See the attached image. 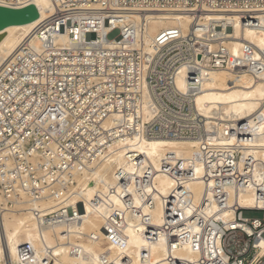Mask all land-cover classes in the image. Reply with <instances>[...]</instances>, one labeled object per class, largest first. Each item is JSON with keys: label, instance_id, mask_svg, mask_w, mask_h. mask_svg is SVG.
<instances>
[{"label": "built area", "instance_id": "1", "mask_svg": "<svg viewBox=\"0 0 264 264\" xmlns=\"http://www.w3.org/2000/svg\"><path fill=\"white\" fill-rule=\"evenodd\" d=\"M31 1L0 0V6L24 8ZM52 5L34 40L0 67V215L3 208L25 202L40 227L69 226L80 221L77 213L85 206L77 196V178L98 165L111 146L126 139L195 141L205 199L196 205L189 187L196 177L194 161L167 154L161 173L174 187L164 198L162 225L146 227L144 237L164 241L170 264H264L259 246L264 209L235 201L251 185L264 199L256 178L264 179V164L246 154L254 148L247 145L255 141L257 126L246 120L218 126L194 104L203 75L229 68L230 16L245 28H257L264 0H52ZM164 13H189L191 30L188 35L180 27L162 30L149 47L148 15ZM206 14L223 20L208 21ZM240 65L245 74L264 81V59L240 60ZM126 153L131 170L117 168L118 188L102 193L125 204L127 213L113 207L103 226L106 240L121 247L128 245L127 215L134 221L140 215L142 224H150L143 213L154 205L160 174L139 151ZM75 197L82 203L72 205ZM103 201L95 194V206ZM211 204L217 209L211 211ZM249 211L263 212V218H246ZM228 213L231 220L225 218ZM186 246L197 252V262L173 256ZM48 254L38 256L30 245L21 246L19 264H48Z\"/></svg>", "mask_w": 264, "mask_h": 264}, {"label": "bare ground", "instance_id": "2", "mask_svg": "<svg viewBox=\"0 0 264 264\" xmlns=\"http://www.w3.org/2000/svg\"><path fill=\"white\" fill-rule=\"evenodd\" d=\"M40 12V18L28 25L10 27L0 32V67L21 47L23 43L34 40L35 28L53 11L52 0H32ZM29 4V5H30ZM20 9V8H16ZM48 10V11H47ZM147 29V44L151 47L154 38L162 30L180 27L184 35H188L191 15L184 14H149ZM208 21L223 20L215 14H206ZM234 21L231 34L225 44L230 50L232 60L225 72H208L202 77V92L195 97L196 111L218 126L223 122L249 121L257 126L255 141L247 146L246 154L254 155L264 164V81H257L244 73L240 60L259 62L264 59V13L259 15V25L245 28L236 16H230ZM200 47V44L199 46ZM216 48V45H212ZM181 91L186 90L182 79L178 80ZM131 148V149H130ZM127 151H139L145 155L148 165L158 170L155 179L156 192L153 196V207H145L144 215L151 218L148 226L141 222V216L134 219L126 217V235L128 245L116 246L107 241L103 226L106 219L112 215V208L127 213L125 204L115 196L102 195L115 182L114 171L117 168L131 170L126 164ZM167 154H175L182 161L192 160L195 163V179L189 183L194 194V202L199 205L204 198V183L201 180L203 163L195 141H173L162 139H126L111 146L103 160L92 169L83 171L78 177V199L73 198L72 205L82 206L77 213V219L71 225H56L42 228L25 202H19L13 209L3 208L0 215V264H19L18 252L21 246L30 245L38 256L49 253L48 264H170V256L163 240L151 242L144 237L145 228L160 227L164 219V198L168 197L174 187L172 178L161 173L160 163ZM259 185L264 187V179L258 178ZM101 194L104 199L100 206H95V194ZM84 198V199H83ZM243 208L259 207L264 209V199L259 200L254 185L251 189L236 198ZM0 203L3 198L0 196ZM231 204V203H230ZM135 207L140 200L135 198ZM5 207V205H4ZM75 207V206H74ZM211 211L217 209L215 204L209 206ZM76 210V209H75ZM228 213V220L233 217ZM136 224V225H135ZM68 233V234H63ZM261 253H264V238L259 242ZM177 260L189 263L197 262L199 255L189 247L177 248L173 252ZM106 261L104 263V260ZM3 261H5L3 263ZM44 264V263H43Z\"/></svg>", "mask_w": 264, "mask_h": 264}, {"label": "water", "instance_id": "3", "mask_svg": "<svg viewBox=\"0 0 264 264\" xmlns=\"http://www.w3.org/2000/svg\"><path fill=\"white\" fill-rule=\"evenodd\" d=\"M39 18V10L32 4L20 9L0 6V32L10 27L31 24Z\"/></svg>", "mask_w": 264, "mask_h": 264}, {"label": "rangeland", "instance_id": "4", "mask_svg": "<svg viewBox=\"0 0 264 264\" xmlns=\"http://www.w3.org/2000/svg\"><path fill=\"white\" fill-rule=\"evenodd\" d=\"M82 206H80V209ZM244 216L246 218L250 219H262L263 218V212H257V211H249V212H244Z\"/></svg>", "mask_w": 264, "mask_h": 264}]
</instances>
